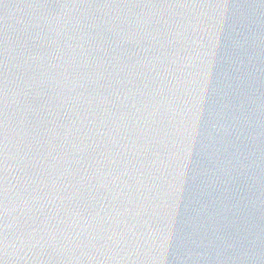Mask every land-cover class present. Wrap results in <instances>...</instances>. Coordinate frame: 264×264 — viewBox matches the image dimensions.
Here are the masks:
<instances>
[{
    "label": "water",
    "instance_id": "95a60500",
    "mask_svg": "<svg viewBox=\"0 0 264 264\" xmlns=\"http://www.w3.org/2000/svg\"><path fill=\"white\" fill-rule=\"evenodd\" d=\"M0 264H264V0H0Z\"/></svg>",
    "mask_w": 264,
    "mask_h": 264
}]
</instances>
